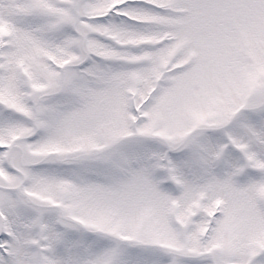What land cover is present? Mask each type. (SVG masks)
Masks as SVG:
<instances>
[{
  "label": "snow or ice",
  "instance_id": "6c2138e0",
  "mask_svg": "<svg viewBox=\"0 0 264 264\" xmlns=\"http://www.w3.org/2000/svg\"><path fill=\"white\" fill-rule=\"evenodd\" d=\"M0 264H264V0H0Z\"/></svg>",
  "mask_w": 264,
  "mask_h": 264
}]
</instances>
